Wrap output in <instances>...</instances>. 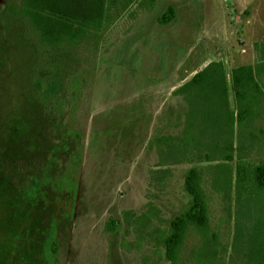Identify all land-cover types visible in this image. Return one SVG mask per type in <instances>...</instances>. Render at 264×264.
Listing matches in <instances>:
<instances>
[{"label": "rangeland", "instance_id": "rangeland-1", "mask_svg": "<svg viewBox=\"0 0 264 264\" xmlns=\"http://www.w3.org/2000/svg\"><path fill=\"white\" fill-rule=\"evenodd\" d=\"M148 1L96 43L58 49L19 13L21 0H0V264H170L162 233L189 204L191 167L209 225L187 233L181 262L262 264L264 193L251 182L239 193L235 178L240 162L264 164V112L251 149L230 162L227 195L215 185L219 160L160 165L154 144L181 134L188 106L175 91L213 60L235 106L231 72L260 61L264 0ZM170 6L174 18L160 22ZM259 80L264 89V72Z\"/></svg>", "mask_w": 264, "mask_h": 264}, {"label": "trees", "instance_id": "trees-1", "mask_svg": "<svg viewBox=\"0 0 264 264\" xmlns=\"http://www.w3.org/2000/svg\"><path fill=\"white\" fill-rule=\"evenodd\" d=\"M134 1L21 0L19 13L29 20L42 42L53 48L67 49L84 43H96L99 33L108 29ZM155 1L149 0L145 6L151 8ZM174 15L170 6L160 16V22L168 23ZM256 48L260 50V61L232 69L230 80L235 92L234 107L229 101L230 88L222 61L209 62L177 88L175 93L182 95L188 111L180 135L162 134L156 139L154 146L160 165L197 159L219 160L215 165L218 175L215 185L225 195L230 193L233 187L230 162L237 156L241 158L242 152L251 149L257 137L253 121L264 112V89L259 80V75L264 72V46L256 43ZM249 139L251 141L248 143ZM169 172V169L154 170V173ZM249 182L252 189L264 193V164L254 165L252 171L243 162L237 165V191L241 193ZM184 185L190 195L189 204L171 220L161 238L165 257L170 264H183L180 255L187 233L191 229L205 231L209 225L207 198L197 167L186 170ZM154 209L151 211L154 212ZM148 217L149 210L136 215L135 221L142 224ZM258 232L264 233V226L260 225ZM255 255L258 262L264 264V238L256 247Z\"/></svg>", "mask_w": 264, "mask_h": 264}]
</instances>
